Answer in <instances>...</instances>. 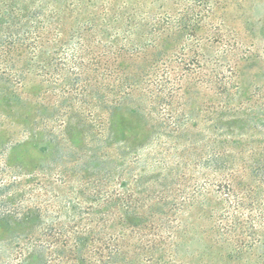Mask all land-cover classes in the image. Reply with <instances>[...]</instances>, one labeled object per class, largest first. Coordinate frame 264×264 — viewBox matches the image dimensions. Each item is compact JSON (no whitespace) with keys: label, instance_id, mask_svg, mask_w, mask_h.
I'll return each mask as SVG.
<instances>
[{"label":"trees","instance_id":"trees-1","mask_svg":"<svg viewBox=\"0 0 264 264\" xmlns=\"http://www.w3.org/2000/svg\"><path fill=\"white\" fill-rule=\"evenodd\" d=\"M158 1L0 0V264H264V16Z\"/></svg>","mask_w":264,"mask_h":264},{"label":"rangeland","instance_id":"rangeland-1","mask_svg":"<svg viewBox=\"0 0 264 264\" xmlns=\"http://www.w3.org/2000/svg\"><path fill=\"white\" fill-rule=\"evenodd\" d=\"M159 2L158 0H155ZM228 5V17L230 24L234 28L242 31L243 36L249 34V30L246 29V22L250 18H255L258 20L260 16H264V0H222ZM160 3V2H159ZM257 17V18H256ZM257 46L260 49H264V37L257 35ZM9 120V124H3L0 126V254H3V230L5 225H3V213L8 212V209L13 208L16 203L15 200L12 202H5L7 199L4 196L7 194L3 191V160L5 157H11L13 167H22L27 172L38 171L36 168L38 165L46 164L49 157L42 152V147L39 144L27 143L29 141L26 131L28 129L25 123L26 115L21 112L15 114ZM29 117V116H28ZM3 122V120H1ZM140 130L138 122L134 119L125 118L124 126L122 132L124 137L130 136L131 132ZM77 133V132H76ZM75 139L78 140L82 136L77 137L74 135ZM78 147L81 145L79 143ZM59 147H51L49 154L51 156L56 154L61 155ZM81 172L80 170H78ZM150 174V173H149ZM82 177V176H80Z\"/></svg>","mask_w":264,"mask_h":264}]
</instances>
